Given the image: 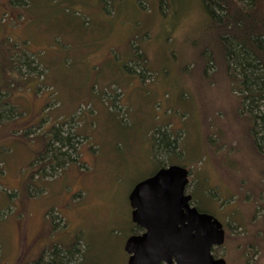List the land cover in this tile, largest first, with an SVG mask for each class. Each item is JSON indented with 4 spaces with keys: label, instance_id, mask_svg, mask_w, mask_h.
<instances>
[{
    "label": "rangeland",
    "instance_id": "1",
    "mask_svg": "<svg viewBox=\"0 0 264 264\" xmlns=\"http://www.w3.org/2000/svg\"><path fill=\"white\" fill-rule=\"evenodd\" d=\"M22 1L0 0L20 81L0 96V264H128L130 194L163 164L189 169L187 193L226 227L216 258L264 264L260 129L200 59L201 0ZM156 130L179 143L170 165Z\"/></svg>",
    "mask_w": 264,
    "mask_h": 264
},
{
    "label": "trees",
    "instance_id": "2",
    "mask_svg": "<svg viewBox=\"0 0 264 264\" xmlns=\"http://www.w3.org/2000/svg\"><path fill=\"white\" fill-rule=\"evenodd\" d=\"M104 1L106 3L107 0ZM108 1L110 2V0ZM11 2L18 6H24L22 0H11ZM109 2L106 3L107 6ZM201 3L206 15V22L201 36L200 59L205 64L217 65L218 70H221L225 78L231 82L232 89L241 94V107L246 109L256 129H260L258 134H255V142L258 141V150L262 153L264 147V0H201ZM13 46L9 40L0 41V73L3 76L2 82L0 81L2 83L0 96L6 92L4 90L8 92L13 84L20 85V81L13 79L15 61ZM134 50L136 51V49ZM139 51H136V56L142 58V61L136 63L129 61L127 66L130 63L135 65L140 63L142 70L147 73L144 55L140 49ZM25 62L26 65L31 63L27 60ZM35 62L37 66L41 65L38 60ZM232 69L235 71V75L230 73ZM36 70H38L36 66L32 67V71ZM135 70L137 69L135 68ZM144 72L139 74L141 78L144 77ZM4 103L7 105V102L1 100L0 117L7 119L10 115L8 110L4 109L6 107ZM12 112L14 116V109ZM160 130H156L154 148L157 153L167 156V163L170 165L169 163L176 152L178 151L180 154L179 143L170 131ZM260 131L263 132V135ZM56 138H59V135H56ZM61 140L72 146L71 137L68 136ZM72 160L74 159L72 158ZM62 165L60 163L59 167L61 168ZM162 167H166V165L159 166V169ZM195 199H198L197 196L194 197ZM195 205L200 212H205L197 201H195ZM72 251V249L68 250L71 254ZM57 254L58 252L50 254L51 261L48 264H68V260L76 261L75 257L69 256L68 253L67 255ZM79 257L81 259V256ZM31 264H39V262L34 261Z\"/></svg>",
    "mask_w": 264,
    "mask_h": 264
},
{
    "label": "water",
    "instance_id": "3",
    "mask_svg": "<svg viewBox=\"0 0 264 264\" xmlns=\"http://www.w3.org/2000/svg\"><path fill=\"white\" fill-rule=\"evenodd\" d=\"M189 184V169L173 165L136 185L132 220L146 233L127 240L128 264H227L213 254L225 244L223 224L192 205Z\"/></svg>",
    "mask_w": 264,
    "mask_h": 264
},
{
    "label": "flooded vegetation",
    "instance_id": "4",
    "mask_svg": "<svg viewBox=\"0 0 264 264\" xmlns=\"http://www.w3.org/2000/svg\"><path fill=\"white\" fill-rule=\"evenodd\" d=\"M155 174V173H154ZM153 174V175H154ZM152 175V176H153ZM152 176H150V177H152ZM149 177V178H150ZM148 179V178H147ZM146 180V179H145ZM144 181V180H143ZM142 182V181H141ZM189 185H192V178H191V176H190V184ZM189 194V193H188ZM193 195V194H192ZM193 198H194V195H193ZM192 205L193 206H196L195 205V203H194V199H193V202H192ZM132 218V217H131ZM223 224V223H222ZM223 227H224V229L226 228L225 226H224V224H223ZM146 233V230L145 229H143V228H141V227H139L136 223H134V221L132 220L131 221V226H130V230H129V237H128V239L130 238V237H132V236H142V235H144ZM225 234H226V229H225ZM217 248V247H216ZM216 248H214L213 249V254H214V250L216 249ZM215 256V255H214ZM130 257V256H129Z\"/></svg>",
    "mask_w": 264,
    "mask_h": 264
}]
</instances>
